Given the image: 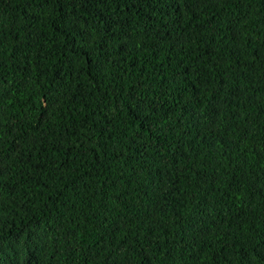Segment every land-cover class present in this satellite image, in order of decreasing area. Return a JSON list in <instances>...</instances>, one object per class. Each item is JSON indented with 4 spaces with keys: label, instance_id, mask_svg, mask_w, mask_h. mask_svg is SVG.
Returning a JSON list of instances; mask_svg holds the SVG:
<instances>
[{
    "label": "trees",
    "instance_id": "1",
    "mask_svg": "<svg viewBox=\"0 0 264 264\" xmlns=\"http://www.w3.org/2000/svg\"><path fill=\"white\" fill-rule=\"evenodd\" d=\"M0 264H264V0H0Z\"/></svg>",
    "mask_w": 264,
    "mask_h": 264
}]
</instances>
